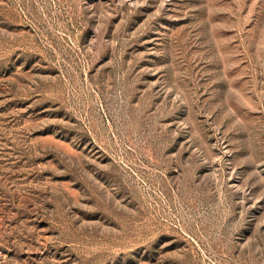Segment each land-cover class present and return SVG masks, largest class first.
Wrapping results in <instances>:
<instances>
[{
  "label": "rangeland",
  "instance_id": "obj_1",
  "mask_svg": "<svg viewBox=\"0 0 264 264\" xmlns=\"http://www.w3.org/2000/svg\"><path fill=\"white\" fill-rule=\"evenodd\" d=\"M0 264H264V0H0Z\"/></svg>",
  "mask_w": 264,
  "mask_h": 264
}]
</instances>
